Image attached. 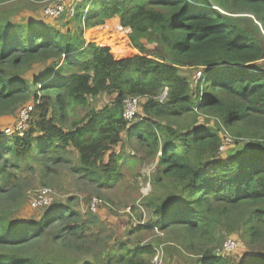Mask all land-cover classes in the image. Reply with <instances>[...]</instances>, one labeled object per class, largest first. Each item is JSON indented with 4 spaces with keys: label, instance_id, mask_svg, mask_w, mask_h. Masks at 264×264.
Here are the masks:
<instances>
[{
    "label": "trees",
    "instance_id": "obj_1",
    "mask_svg": "<svg viewBox=\"0 0 264 264\" xmlns=\"http://www.w3.org/2000/svg\"><path fill=\"white\" fill-rule=\"evenodd\" d=\"M12 1L0 0V118L27 106L30 120L22 133L0 135V199H23L16 176L33 152L42 158L44 187L57 188L48 161L63 166L74 153L73 173L111 189L121 166L132 162L124 153L130 145L145 152L148 159L140 162L152 164L153 190L141 199L151 217L123 227V240L111 231L112 243L98 247L105 264H150L157 244L166 258L177 250L170 264L185 256L186 264H264V0L75 1L73 33L10 20L3 5ZM115 16L130 29L135 49L120 59L82 38L85 29ZM38 66L44 68L36 72ZM183 68L200 72L194 87ZM104 95L108 103L74 118ZM127 97L138 98L131 121L123 117ZM245 141L248 147L227 152ZM164 181L171 191L159 198ZM42 209L27 219L0 213V264H67L54 250L41 251L43 243L76 250L97 237L95 210L83 215L69 199ZM140 230L159 231L164 240L144 245L126 237ZM231 234L247 254H217Z\"/></svg>",
    "mask_w": 264,
    "mask_h": 264
},
{
    "label": "rangeland",
    "instance_id": "obj_2",
    "mask_svg": "<svg viewBox=\"0 0 264 264\" xmlns=\"http://www.w3.org/2000/svg\"><path fill=\"white\" fill-rule=\"evenodd\" d=\"M82 1V0H81ZM56 3L63 4L62 12L55 18L49 16L45 12V8ZM74 0H15L9 3L4 4V11L9 15L10 20L14 22H19L22 24L29 22H39L43 24H49L59 28L62 32L71 30V33L77 31L79 26L71 22L70 9L74 8L72 5ZM69 11L67 16L66 12ZM130 29L128 27H122L120 24V18L115 16L111 19H108L102 25H98L89 29H85L82 33V38L85 43L93 42L96 45L108 47L115 59H120L125 56H129L135 53V49L132 48L128 40V34ZM148 49H152L153 45L145 43ZM151 51V50H150ZM264 69V59L259 62ZM36 72H40L44 66H38ZM181 74L185 76L192 87L195 86V83L201 76L198 75L199 71L194 69H181ZM31 77H28V80ZM110 97L100 96L95 100H90L89 104L84 107H79L74 118H81L84 116L90 108L99 109L106 103H108ZM18 120V115L14 113L13 115L1 117L0 118V131L6 127H12L15 122ZM203 121V117L200 118ZM212 122H210V125ZM126 142L123 146L126 147ZM231 143V142H230ZM248 142H242L238 145H232L227 148V152L239 151L240 147H248L246 144ZM124 147L122 151L124 152ZM128 149H125L126 156L129 157L131 163L127 165H122L120 171L122 173L120 180L115 183L111 189H101L96 187L94 184H90L86 179L82 178L79 174L73 173L71 166L77 162V158L74 153H69L67 156H71L72 160L70 163L63 166L57 165L53 166L52 161H48L49 166L53 169V177L56 179L57 183L55 185L56 190V202L66 201L69 199L73 207L79 210L83 215L87 213H93L90 208L87 207L90 197H100L105 205L98 208L96 211L99 217V223L95 224L96 226L91 227V233L96 232L97 237L90 238L89 245L85 244H76V250H64L60 251L59 249L50 248L46 243H43V250L47 254L49 251L54 250L55 252L52 255L56 257H64L67 260V264H76L81 263L82 261H92L97 264H105V253L100 254L99 246L103 242L110 245L112 242H109L111 231L116 234V236L123 240L127 230L133 225L139 224L138 222H143L145 224L149 223L151 213L150 210L141 205V199L150 193L153 188L151 185V162H140V159L144 156V159H148L145 156L143 150H136L130 145H127ZM32 160L28 159V163L21 171L17 173V185L22 189L23 199L16 200L15 203H18V208H15L14 211L11 210V206L15 203H11L9 198H5L6 195H3V198L0 199V213H4L7 210L12 211L9 215V219H27L39 213L40 209H33L29 207L27 201L28 196L31 195L36 189L44 188L41 184L40 174L42 167V158L37 156L34 152L31 154ZM30 156L28 158H31ZM34 158V160H33ZM24 165V164H23ZM171 187L168 182L164 181L163 184L158 186L156 191V196L162 198L167 196L170 193ZM167 198V197H166ZM55 199V197H54ZM92 211V212H91ZM95 213V214H96ZM92 225V224H91ZM126 226L124 231L123 227ZM130 228V229H131ZM124 231V232H123ZM221 237L225 235L223 230H220ZM128 238L135 239V242H140L144 245L159 243L164 240V236L158 231H144L140 230L131 235H126ZM106 239V240H105ZM231 239L235 243V247L230 249L223 248V243L225 240ZM50 245L49 241H47ZM55 248V247H54ZM86 248V249H85ZM163 247L157 244L156 253L151 257L150 264H170V260L174 259V256L178 255L177 250L169 249L167 253V258L162 252ZM217 254H221L224 251L228 252V256L231 253L230 257H240L245 255L246 252L245 245L238 240L236 234H231L224 240H222L221 246H216ZM246 252V253H245ZM177 258V257H176ZM169 259V260H168ZM177 264H186L190 261L188 256L183 258H178Z\"/></svg>",
    "mask_w": 264,
    "mask_h": 264
},
{
    "label": "built area",
    "instance_id": "obj_3",
    "mask_svg": "<svg viewBox=\"0 0 264 264\" xmlns=\"http://www.w3.org/2000/svg\"><path fill=\"white\" fill-rule=\"evenodd\" d=\"M79 2L81 0H74V2ZM63 10L62 3H56L54 5L47 6L45 12L47 15L55 18ZM70 14H73V8L70 9ZM200 73V72H199ZM198 73V75H199ZM138 110V98L137 97H127L124 100V110L123 117L127 121L133 120ZM18 120L14 123L12 127H6L0 131V135L7 136L15 133H22L28 128V123L30 120V107L24 106L20 108L18 112ZM231 139L229 137L225 138V143H230ZM223 146H220V151ZM55 197V199H54ZM56 200L55 191L51 188L44 187L36 189L31 195L28 196V204L33 209L45 208L50 206ZM101 202L100 199L94 197L89 203L90 210L94 211L97 204ZM235 247V243L231 239H226L223 243V248L230 249Z\"/></svg>",
    "mask_w": 264,
    "mask_h": 264
}]
</instances>
